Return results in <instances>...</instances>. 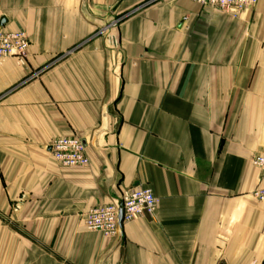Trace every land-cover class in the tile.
<instances>
[{"label":"crops","instance_id":"obj_1","mask_svg":"<svg viewBox=\"0 0 264 264\" xmlns=\"http://www.w3.org/2000/svg\"><path fill=\"white\" fill-rule=\"evenodd\" d=\"M0 27L31 41L0 61V264H264V0H0ZM133 187L154 216L86 229Z\"/></svg>","mask_w":264,"mask_h":264},{"label":"built area","instance_id":"obj_2","mask_svg":"<svg viewBox=\"0 0 264 264\" xmlns=\"http://www.w3.org/2000/svg\"><path fill=\"white\" fill-rule=\"evenodd\" d=\"M202 7L219 9L224 12L238 13L253 7L258 0H192ZM31 41L25 31L7 32L0 27V61L16 59L24 64ZM52 156L65 167L81 168L89 165L87 148L78 137L60 138L49 147ZM253 165L264 172V153L253 159ZM254 196L264 202V189L257 190ZM158 200L147 187H133L123 192L119 202L92 208L83 219L87 230L102 233L118 239L122 234V225L137 218L154 216ZM122 210V221L120 211Z\"/></svg>","mask_w":264,"mask_h":264},{"label":"water","instance_id":"obj_3","mask_svg":"<svg viewBox=\"0 0 264 264\" xmlns=\"http://www.w3.org/2000/svg\"><path fill=\"white\" fill-rule=\"evenodd\" d=\"M119 219H120V221H122V210L120 211Z\"/></svg>","mask_w":264,"mask_h":264}]
</instances>
